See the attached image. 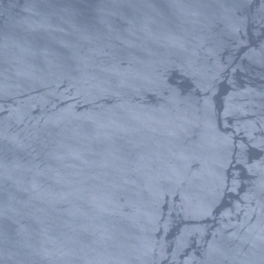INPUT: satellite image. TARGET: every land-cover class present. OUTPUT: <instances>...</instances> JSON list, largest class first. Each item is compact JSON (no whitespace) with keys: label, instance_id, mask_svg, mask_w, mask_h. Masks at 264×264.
Here are the masks:
<instances>
[{"label":"water","instance_id":"1","mask_svg":"<svg viewBox=\"0 0 264 264\" xmlns=\"http://www.w3.org/2000/svg\"><path fill=\"white\" fill-rule=\"evenodd\" d=\"M0 264H264V0H0Z\"/></svg>","mask_w":264,"mask_h":264}]
</instances>
